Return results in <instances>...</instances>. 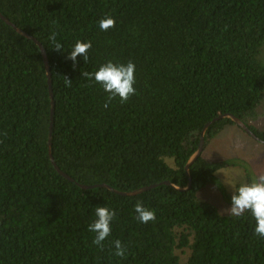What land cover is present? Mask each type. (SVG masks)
<instances>
[{
	"label": "trees",
	"instance_id": "1",
	"mask_svg": "<svg viewBox=\"0 0 264 264\" xmlns=\"http://www.w3.org/2000/svg\"><path fill=\"white\" fill-rule=\"evenodd\" d=\"M0 13L46 53L55 164L41 51L0 19V264H264L251 213L199 197L213 186L231 204L215 175L233 163L202 151L186 171L206 124L203 147L240 129L220 116L264 142L250 124L264 100V0H0ZM105 16L115 26L102 31ZM77 40L92 47L74 66ZM108 61L135 64L136 94L105 108L108 93L82 73ZM138 200L154 221L136 219ZM97 206L116 212L102 249L88 231Z\"/></svg>",
	"mask_w": 264,
	"mask_h": 264
},
{
	"label": "clouds",
	"instance_id": "2",
	"mask_svg": "<svg viewBox=\"0 0 264 264\" xmlns=\"http://www.w3.org/2000/svg\"><path fill=\"white\" fill-rule=\"evenodd\" d=\"M98 23L102 31H107L115 26V20L110 16L103 17ZM49 40L53 42L56 51L62 49V45L56 42L55 32L51 33ZM91 47V42L77 40L71 47L67 59L71 60L74 66L78 56H83L84 61H86ZM134 73L135 64L131 61L127 64H117L108 61L100 65L97 71H85L82 76L99 84L108 93L107 102L104 104V107L107 108L109 103L117 97L121 103H127L136 94ZM64 83L66 87H71L72 85V82L67 77H64ZM134 211L137 214L136 219L140 223L147 224L156 219L155 211L146 208L143 201L138 200L136 202ZM246 211H249L255 220L254 234L264 238V175L236 188L231 196V206L223 210L222 214L241 216ZM95 216L96 219L88 226V231L95 233L92 243L102 249L103 242L111 234V222L115 218L116 212L105 206H97L95 208ZM113 243L116 249L115 255L124 257L126 248L121 241L115 240Z\"/></svg>",
	"mask_w": 264,
	"mask_h": 264
},
{
	"label": "rangeland",
	"instance_id": "3",
	"mask_svg": "<svg viewBox=\"0 0 264 264\" xmlns=\"http://www.w3.org/2000/svg\"><path fill=\"white\" fill-rule=\"evenodd\" d=\"M250 124L264 130V100L257 110L255 121ZM201 156L209 161L233 163L221 168L215 175L228 196H232L234 190L245 183L246 173L251 180L264 175V143L252 139L236 126L224 129L208 142ZM199 197L215 205L221 214L231 206L213 186L200 191Z\"/></svg>",
	"mask_w": 264,
	"mask_h": 264
},
{
	"label": "water",
	"instance_id": "4",
	"mask_svg": "<svg viewBox=\"0 0 264 264\" xmlns=\"http://www.w3.org/2000/svg\"><path fill=\"white\" fill-rule=\"evenodd\" d=\"M0 19H2L6 24L10 25L17 33H19L22 37L24 38H27V39H30L32 41H34L37 46L39 47L40 51H41V55H42V58H43V63H44V66H45V71H46V75H47V78H48V85H49V94H50V99H51V111H50V132H49V155H50V158L52 160V155H51V143H50V134H51V126H52V123H53V112H54V101H53V96H52V91H51V80H50V71H49V66H48V61H47V56H46V53L43 49V47L41 46V44H39L35 39H33L32 37H29L28 34H26L25 32L21 31L20 29H18L15 25H13L8 19H6L1 13H0ZM230 118L234 123L235 125H237L240 129H242L248 136H250L252 139L256 140V141H260V139H258L252 132L251 130L243 124V122H241L239 119L235 118L234 116L232 115H223V116H220L216 119H214L212 122H215L221 118ZM211 123H208L205 125L203 131H202V135L200 137V144H199V148L198 150L194 153V155L190 158V160L188 161V164L186 166V171L188 172V166L189 164H191L193 162V160H196L201 152L203 151V146H204V143H203V136H204V133L206 131V129L209 127ZM262 143H264L262 141ZM52 163L54 164L53 160H52ZM55 165V164H54ZM55 170L61 174L64 178L70 180L65 174H63L60 170H58V168L55 166ZM71 181V180H70ZM167 184V183H166ZM99 187H105L107 189H109L107 186L105 185H101ZM154 186H151V187H148V188H142V189H139V190H136V191H133V192H130V193H120L124 196H135L137 194H140L142 193L143 191H146L150 188H152ZM82 188L84 189H89V188H95L94 186H82Z\"/></svg>",
	"mask_w": 264,
	"mask_h": 264
}]
</instances>
